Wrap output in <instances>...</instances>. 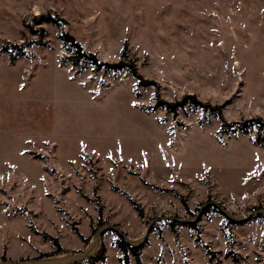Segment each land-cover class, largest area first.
I'll use <instances>...</instances> for the list:
<instances>
[{
    "label": "rangeland",
    "instance_id": "1",
    "mask_svg": "<svg viewBox=\"0 0 264 264\" xmlns=\"http://www.w3.org/2000/svg\"><path fill=\"white\" fill-rule=\"evenodd\" d=\"M187 96L218 109L160 105ZM204 203L264 209V0H0V261L75 253L98 221L139 239ZM168 222L143 264H264L263 218ZM117 238L97 264H121Z\"/></svg>",
    "mask_w": 264,
    "mask_h": 264
},
{
    "label": "trees",
    "instance_id": "2",
    "mask_svg": "<svg viewBox=\"0 0 264 264\" xmlns=\"http://www.w3.org/2000/svg\"><path fill=\"white\" fill-rule=\"evenodd\" d=\"M35 23L38 25H41L44 23H51V24L60 25V26H62V24H65V22L62 19H58L57 17L49 15V14L38 15L35 18ZM43 36H44V32L42 30L41 31L39 30V37L43 38ZM62 39L72 46V48L76 51L78 56L84 57L87 60H91V62H93V64H97L96 58L92 54L82 52V48H81L80 44L74 39V37L65 33L64 35H62ZM27 46L28 45L18 46V45H14V44H10V43H5L4 45H2L1 49L4 52L9 53V54H11L13 52H18V54L24 55ZM100 64H102V63H100ZM102 66L110 68L114 71H120V70H123L124 68L128 67V65H124V63H122V62H118L116 64H102ZM129 68H130L132 76H134L136 79H138L139 82L141 83V85H152L153 84L150 81L142 80V78L140 77V75H138L134 66L131 65ZM186 100H191L192 103L197 105V106L211 108L209 105H202V103L196 101L192 96L185 97L179 103L173 104V103H167V102H160V105H162L166 110H173L174 111L177 107L183 106V104L186 102ZM217 109L218 108H211V110H214V111H216ZM217 114L219 115V113H217ZM251 121L255 122V123H261L260 119H254ZM223 126H227V123H223ZM243 132H245V131H243ZM136 210H137L139 216L142 217V213L140 211H138V209H136ZM210 210L217 212V213H220L215 207L207 206L203 210L202 214H205L206 212H209ZM257 217L264 219L263 215H259ZM226 220L228 221V223L234 224V222L228 220L227 218H226ZM167 224L172 228L176 225H180V224H177V223L172 222V221H169ZM102 225H103V223L101 221H98V226L100 227ZM181 226L188 227L191 229L192 228L194 229L196 227L195 224H186V225H181ZM94 231H95V229H93V232ZM85 241L87 242V239H85ZM54 245H55L56 249L53 253L41 254L37 258H45V257H50V256H62V255H64L63 249L58 245L56 240H54ZM117 248H118V251L122 254V257L120 258L121 264H130V256L133 257V259L135 260V264H143L141 259H140V247H131L121 237H118L117 238ZM1 261H5L4 256L1 257ZM104 261H105V250H104L103 245L101 244L99 249L96 251V253L94 255H92V256L86 258L85 260L78 262L76 264H97L98 262H104ZM233 262L237 263L238 260L233 259Z\"/></svg>",
    "mask_w": 264,
    "mask_h": 264
},
{
    "label": "water",
    "instance_id": "3",
    "mask_svg": "<svg viewBox=\"0 0 264 264\" xmlns=\"http://www.w3.org/2000/svg\"><path fill=\"white\" fill-rule=\"evenodd\" d=\"M207 206L215 207L225 218L237 224L245 223L249 219L255 216H259V215L264 216V209H256L253 212H251L248 215V217L242 219L228 212L226 209H224L219 204L204 203L199 207L196 217L192 219L191 218L190 219H179V218H174V217H163V218L154 219L148 225L144 236L139 239L128 238L124 233H122L116 227L112 225H102L95 229V231L92 234L91 240L86 245V247L75 253H69V254H65L62 256H50V257H45V258H36V259L21 260V261H0V264H76L92 256L97 251L100 245L101 236L104 233L109 232V231L116 233L118 237H121L131 247H140L141 245L144 244L145 240L150 235V231L154 223L158 221H172L180 225L193 224L197 219H199L203 210Z\"/></svg>",
    "mask_w": 264,
    "mask_h": 264
}]
</instances>
